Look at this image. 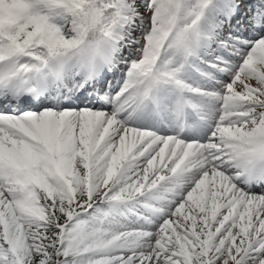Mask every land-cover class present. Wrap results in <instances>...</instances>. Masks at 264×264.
I'll use <instances>...</instances> for the list:
<instances>
[{
	"label": "snow or ice",
	"instance_id": "snow-or-ice-1",
	"mask_svg": "<svg viewBox=\"0 0 264 264\" xmlns=\"http://www.w3.org/2000/svg\"><path fill=\"white\" fill-rule=\"evenodd\" d=\"M0 264H264V0H0Z\"/></svg>",
	"mask_w": 264,
	"mask_h": 264
}]
</instances>
